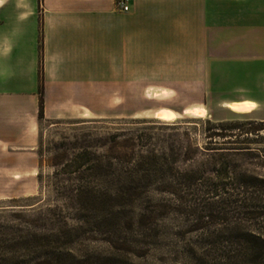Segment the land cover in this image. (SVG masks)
Returning <instances> with one entry per match:
<instances>
[{"label":"rangeland","instance_id":"1","mask_svg":"<svg viewBox=\"0 0 264 264\" xmlns=\"http://www.w3.org/2000/svg\"><path fill=\"white\" fill-rule=\"evenodd\" d=\"M36 1L41 17L44 0ZM179 36L178 72L132 74L131 90L114 104L105 91L98 105L80 107L46 106L39 91L34 98L0 95V264H264L257 241L264 240V145L227 157L231 168L224 171L222 158L214 156L219 154L205 149L232 145L209 144L227 140L207 139L197 120L264 121V57L231 65L219 62L213 50L204 62L200 41L188 52L192 42ZM41 45L39 38V51ZM38 77L40 87L41 69ZM246 100L256 107H225ZM188 107L203 108L205 117L185 115ZM161 108L177 119L155 120ZM86 110L89 117H81ZM94 121L104 133L139 135L160 152L173 144L178 181L195 169L207 180L178 197L156 188L135 201L76 197L77 186L90 180L81 179L83 168L64 157L74 158L79 138L91 132L83 129L90 124L78 123ZM188 155L195 162H184Z\"/></svg>","mask_w":264,"mask_h":264},{"label":"crops","instance_id":"2","mask_svg":"<svg viewBox=\"0 0 264 264\" xmlns=\"http://www.w3.org/2000/svg\"><path fill=\"white\" fill-rule=\"evenodd\" d=\"M115 2L44 0L38 17L36 0H0V95L34 98L41 69L46 106L98 105L101 91L114 104L132 74L178 72L180 34L204 62L213 50L231 65L264 57V0H130L128 13Z\"/></svg>","mask_w":264,"mask_h":264},{"label":"trees","instance_id":"3","mask_svg":"<svg viewBox=\"0 0 264 264\" xmlns=\"http://www.w3.org/2000/svg\"><path fill=\"white\" fill-rule=\"evenodd\" d=\"M38 91L42 97V85ZM42 112L43 102L40 98L39 117L43 115ZM251 114L252 112L237 115L249 116ZM197 120L205 125V131L208 132L207 139L211 141L215 139L227 140L222 143L211 142L209 144L214 146L232 145L233 148L205 149L206 152L214 151V154H219L214 156L222 158L219 164L224 171L231 168L229 165L230 157L239 156L245 151L251 150L250 145L257 147L264 145L263 120ZM78 124H90L83 125L90 126L83 129H90L91 132L84 133L79 138L81 143L78 144L79 151L74 158L69 160V155H65L64 158L66 162H74L79 169L83 168V174L80 175L81 179H89L90 181H85L77 186L74 190L76 197L101 196L109 199L135 201L143 198L148 199L150 190L154 188L158 192L178 197L181 192L187 193L193 189L196 183L207 180L195 169L184 173L183 176L181 175L183 182L178 181L179 176L175 174L178 149L176 150L171 143L166 147L168 153L160 152V148L156 145L142 144V138L139 135L123 134V132H119V129H113L112 132H109L110 130L106 133L102 132L103 128L98 127L101 124L100 121ZM210 131H214V133L211 134ZM89 139H92L93 142H89ZM194 152H198V149ZM189 155L184 162H195ZM262 156L264 157V155ZM239 185L247 187L242 184ZM257 241L260 247L264 248V240L257 239Z\"/></svg>","mask_w":264,"mask_h":264},{"label":"bare ground","instance_id":"4","mask_svg":"<svg viewBox=\"0 0 264 264\" xmlns=\"http://www.w3.org/2000/svg\"><path fill=\"white\" fill-rule=\"evenodd\" d=\"M157 93L154 92L153 93V97H156ZM225 107L227 109H229L230 111L233 112H241L246 108H250L252 107L251 105H239V104H227L225 105ZM185 115H190L192 117H197V118H204L205 117V110L203 108L200 107H193V108H187L184 110L183 112ZM86 117H89V114H85ZM182 117V115H181ZM153 118L155 120H159V121H163V122H171V121H175L177 119V115L175 112H173L172 110L169 109H165V108H161L158 109L154 115Z\"/></svg>","mask_w":264,"mask_h":264},{"label":"built area","instance_id":"5","mask_svg":"<svg viewBox=\"0 0 264 264\" xmlns=\"http://www.w3.org/2000/svg\"><path fill=\"white\" fill-rule=\"evenodd\" d=\"M115 4L117 7V10H119L122 13H128L130 10V0H115Z\"/></svg>","mask_w":264,"mask_h":264}]
</instances>
